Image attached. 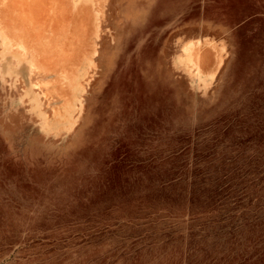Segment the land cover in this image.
<instances>
[{
    "label": "rangeland",
    "instance_id": "374dc122",
    "mask_svg": "<svg viewBox=\"0 0 264 264\" xmlns=\"http://www.w3.org/2000/svg\"><path fill=\"white\" fill-rule=\"evenodd\" d=\"M0 264H264V0H0Z\"/></svg>",
    "mask_w": 264,
    "mask_h": 264
}]
</instances>
